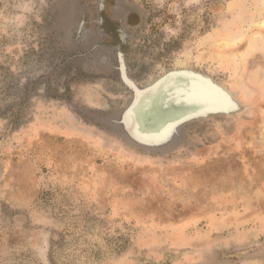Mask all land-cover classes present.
Here are the masks:
<instances>
[{
  "label": "rangeland",
  "instance_id": "1",
  "mask_svg": "<svg viewBox=\"0 0 264 264\" xmlns=\"http://www.w3.org/2000/svg\"><path fill=\"white\" fill-rule=\"evenodd\" d=\"M133 1L139 86L190 67L244 109L180 133L195 153L135 149L70 107L130 93L71 68L55 0H0V264H264V0Z\"/></svg>",
  "mask_w": 264,
  "mask_h": 264
},
{
  "label": "flooded vegetation",
  "instance_id": "2",
  "mask_svg": "<svg viewBox=\"0 0 264 264\" xmlns=\"http://www.w3.org/2000/svg\"><path fill=\"white\" fill-rule=\"evenodd\" d=\"M59 1L61 0H55L51 29L47 34L53 40L52 43L66 54L68 62H70L71 68L74 71H82L86 75L102 76L104 77L102 79L105 80L114 78L128 90L130 99L132 97V89L123 82L124 78L120 72V62H123L125 65V77L130 80V83H134L139 88L150 84L139 86L132 78V72L137 71L134 66H137L139 63H144L142 57L135 55L132 58L130 57V53L128 55V53L123 51L125 48L135 51L134 42L141 38L137 35L139 25L135 22V18L140 17L142 12L133 0H95L91 9L89 7L90 3L86 0L70 1L75 3L77 10H74L73 16L75 17V22L72 20L69 27H71L72 23L77 27L82 22L83 35L81 33L74 35V30L70 31L71 29L69 28L64 31L57 29L59 22L57 2ZM80 36L83 39L81 41L79 39ZM89 53L91 54L89 55ZM101 58H105L106 61L105 66H101L103 68L95 64ZM185 69L192 70L190 67L172 70L179 71ZM71 76H74V74L71 73Z\"/></svg>",
  "mask_w": 264,
  "mask_h": 264
},
{
  "label": "water",
  "instance_id": "3",
  "mask_svg": "<svg viewBox=\"0 0 264 264\" xmlns=\"http://www.w3.org/2000/svg\"><path fill=\"white\" fill-rule=\"evenodd\" d=\"M70 1L72 0H61L57 2L59 17L64 15L67 12V9L70 11L77 10L75 3H73L74 0L73 2ZM69 15L72 14L69 13ZM71 21H69L68 23L70 24ZM59 22L57 25V29L59 31H64L66 28H64L62 26V23ZM74 27L76 26L74 23H72L69 29L74 30ZM185 70L188 71V69ZM185 70H179L178 72H180L181 74ZM172 72L169 71L159 79L155 80L152 85L165 83V81L168 80L167 77ZM209 78L210 77L201 74L199 79H201V83H212L213 89L219 95V99L215 101L211 109L207 110L204 107L209 104V99L202 98L198 103L189 105L188 101H184V99L182 98L179 103H177L176 101L168 100L169 92L167 94L164 93V99L163 97L158 99L157 96L152 98V103H150L152 105H150L149 108L146 107V101L143 100V98L141 102L134 105L133 97H131V99L125 106L112 112H95L90 109L77 107L73 103L70 105V107H72L74 111H77L80 115L86 117L87 119H90L93 122H99L113 133L120 135L126 140L125 142L128 145L135 149L154 153H168L174 150H181L182 148H185L190 153H195L202 146L201 141H195V139L188 140L187 137H181L180 133L183 132L186 135L191 133V131H193L192 128H194V124L201 120H207L216 116H235L237 113L241 112L244 109V106L233 96V94L228 89L220 84H217L215 80H210L211 78ZM133 86L135 88L137 87L134 83H131L132 89ZM145 88L146 87H137L136 89L143 92ZM170 92H174V90H170ZM155 95H157V93ZM182 95H185V93H182ZM166 101H168V105H166ZM112 105H117V103L114 102L112 103ZM133 107V113L135 116L134 119L138 120L140 124L138 134L142 136L141 139L139 135L138 137L134 135L132 137L129 126H123V120L129 114L131 115V110ZM174 124L176 125L175 131H172L164 140L145 141L144 137L152 136V134L161 131L166 126H173Z\"/></svg>",
  "mask_w": 264,
  "mask_h": 264
},
{
  "label": "bare ground",
  "instance_id": "4",
  "mask_svg": "<svg viewBox=\"0 0 264 264\" xmlns=\"http://www.w3.org/2000/svg\"><path fill=\"white\" fill-rule=\"evenodd\" d=\"M261 3V2H260ZM262 6V5H261ZM58 9V7H57ZM60 10V9H59ZM126 10V9H125ZM69 13H72V15H69ZM261 13V12H260ZM259 13V14H260ZM74 16V11H70L67 9V12L60 16L58 19L59 21L62 23V26L66 29L69 28V21L74 20L73 22H75V17ZM57 19V20H58ZM262 20V19H261ZM59 22V23H60ZM258 22V21H257ZM259 25V24H258ZM260 25L262 27H264V18L263 21L260 23ZM73 31V30H71ZM77 33H81V35H83V23H79L77 25V27H74V35ZM73 35V34H72ZM80 41L83 40L82 36H80ZM237 40V39H236ZM228 43V42H227ZM65 49V48H63ZM69 50V48H68ZM70 52V50H69ZM91 53H89L90 55ZM106 57V56H105ZM100 61L98 63H95L97 66H105V58H101L99 59ZM121 63V68H120V72L123 74V82H125L126 85L130 86L131 88V83L130 80L127 79V77H125V65L123 62ZM103 68V67H101ZM172 72L165 81V83H159V84H154L152 85V83L148 84L147 86H145L146 88L144 89V91H138L134 86L133 89L131 90L132 93V97L134 98V105L136 103H139L143 100L146 101V107L149 108L150 107V103H152V98H154L155 96H157L158 99H160L161 97H163V99L165 98V94H167L169 92V96H168V100H172V101H176L177 103H179V101L183 98L184 101H188L189 105L192 104H196L200 101V99L202 98H206L209 99L210 102L208 105H206V110L207 109H211L213 107V104L215 103L216 100L219 99V95L218 93L213 89L212 83L210 82H205V83H201V79L200 76L202 73H198L195 72L193 70L188 69L183 71L181 74L178 71L175 70H170ZM200 74V75H199ZM203 76V75H202ZM211 78V77H210ZM209 78V79H210ZM212 80V78L210 79ZM214 80V79H213ZM216 83V82H215ZM218 84V83H217ZM137 86V85H136ZM170 90H174V92H170ZM190 91V93H189ZM157 93V95H155ZM165 93V94H164ZM182 93H185V95H182ZM187 94V95H186ZM146 95V96H144ZM167 97V96H166ZM168 101H166V105H168ZM136 107V106H135ZM133 109L132 108V112L131 115L129 114L127 117H125V119L123 120V126L125 125V127L129 126V130H131V136L133 137L136 136L141 137L139 133V121L135 120V116L133 113ZM177 124V123H175ZM173 126H166L164 129H162L161 131H158L154 134H152V136H147L144 137L145 141H162L164 140L172 131H175L176 129V125ZM140 141H144V140H140Z\"/></svg>",
  "mask_w": 264,
  "mask_h": 264
}]
</instances>
